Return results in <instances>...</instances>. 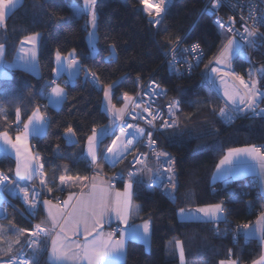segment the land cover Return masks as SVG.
Instances as JSON below:
<instances>
[{"label": "trees", "instance_id": "1", "mask_svg": "<svg viewBox=\"0 0 264 264\" xmlns=\"http://www.w3.org/2000/svg\"><path fill=\"white\" fill-rule=\"evenodd\" d=\"M74 3L83 6L82 0H23L22 5L8 14L0 29V43L6 45L4 60L12 59L21 39L38 34L39 74L33 76L13 69L7 79H0V107L7 114L6 119L0 115V132L8 131L12 138L18 132L14 125L16 109L21 110L22 119L26 120L37 105L45 104L44 93L52 82L53 57L57 49L64 55L76 49L82 65L98 72L105 83L119 80L112 100L116 106L122 104L123 100L118 97L123 92L130 95L137 89L138 75L142 80L151 75L162 87L168 88L167 98H183V113H178L177 117L181 126H187L190 131L182 137L158 134L159 150L177 158L179 190L175 192V199L170 201L146 186L147 177L145 184L134 186L132 199L140 206L136 220H143L150 214L153 228L147 251L140 243H127L126 264H178L172 247H168V243L175 240L182 242L185 264H217L225 259L237 260L238 264L254 261L260 253L259 242L244 241L239 232L234 241L232 227L249 224L264 211V198L255 179L244 177L230 179L227 183L223 179L211 184L210 177L226 150L264 144V118L241 117L230 126L223 125L211 110L215 107L218 111L221 102L203 82L200 69L190 76L176 78L169 74L161 58V51L167 47L163 41L168 37L184 36L186 32V43L201 44L203 65L213 58L224 35L210 17L201 14L202 0H172L165 18L167 32L153 31L142 14L139 0H105L92 57L85 42L87 16L76 15L72 10ZM112 43L117 45L118 56L109 60L108 46ZM251 58L255 65H264V48L253 52ZM233 67L242 71L245 64L235 59ZM64 89L67 99L59 108L46 110L51 121L46 134L31 139L32 153L43 157V170L49 178L47 187L53 190L46 197L60 193V175H87L90 165L84 156L86 137L93 127H102L107 122L102 110V91L85 80L83 71L72 84H65ZM188 114H192V119H184ZM69 125L75 129L79 143H66L63 132ZM107 140V137L103 138L98 145V157ZM98 163L108 172L100 159ZM65 165L69 169L67 172L63 168ZM125 166L126 162H123L114 170H123ZM9 169L13 175L12 161L0 158V170L8 172ZM31 183L39 187L40 178L37 176ZM222 200L228 201L227 219L217 223L177 219L176 212L182 208L194 210ZM40 217L39 209L38 223ZM3 223L14 225L15 229L29 228V224L9 207ZM39 264H49L44 253L39 257Z\"/></svg>", "mask_w": 264, "mask_h": 264}, {"label": "snow or ice", "instance_id": "2", "mask_svg": "<svg viewBox=\"0 0 264 264\" xmlns=\"http://www.w3.org/2000/svg\"><path fill=\"white\" fill-rule=\"evenodd\" d=\"M23 0H0V25H4L7 13L10 10H15L22 5ZM170 0H155V3L150 0H140L143 5V11L148 17V24L155 32H167L165 18L168 11ZM224 0H207L201 14L215 15L222 6ZM105 0H82V5L73 4L72 10L78 16H87L86 26L90 29L88 39L93 45L97 40V30L99 27V18ZM236 6L234 5L233 8ZM241 8L243 6L241 5ZM55 15V14H53ZM251 21V23H249ZM215 23L218 29L224 35V39L214 54L213 58L204 65L201 76L205 81L215 83L219 80L220 84L227 85L230 79L232 83L231 89L227 86L223 91L225 100L224 106L217 109L212 107L211 110L216 116L227 123L232 122L239 116L251 113L253 116H264V108H260V103L264 102V66L255 67L247 49L259 50L264 48V32L260 31L264 27V12L256 15L250 11L248 16L241 15L239 17L240 28L236 27L237 18L235 16L228 17L225 20L223 17H216ZM37 36H30L26 41L35 44ZM188 38L186 32L184 36L168 37L163 41V45H167L165 51L166 57H171L168 60L169 71L177 76L191 74L193 67H198L203 60V49L199 42H194L187 47H182L184 41ZM23 51V49H21ZM109 60L118 56L117 45L112 43L108 46ZM184 53L187 55H178ZM6 54V45L0 43V59ZM188 55L191 59H188ZM76 49H72L65 56L59 49L55 53V62L57 67L52 69L57 76L62 71L72 69L73 73L78 75L83 71L85 80L93 84L98 90L103 92L102 103L104 105L105 114L110 118V124L103 129V134L107 135L109 129L119 127V135H116L106 151L102 153L106 163L115 167L116 164L132 156L130 163L134 170L128 172L127 180L124 184V191L116 193L115 207H112L110 200L105 196L104 189L97 191L96 179L103 171V168L98 163V145L101 143V138L98 135L97 128L91 129V135L86 137V158L94 167L97 176L89 177H71L60 175V190H63V185L69 182H83L84 189L77 197L70 193L68 198L61 204H53L51 199H42V196L52 193V188L47 187L49 178L44 172V160L38 153L33 154L30 151L28 137L35 133L38 136L46 134L47 127H50L51 121L45 112H42L40 106L37 105L28 115L27 120L22 119L21 110L16 109L15 112V127L18 129L15 139L9 136L8 131L0 132V143L5 148V154H9V149L14 150L17 158L14 176L8 172L0 170V189H12L13 195H20V198L27 206L28 210L35 213L41 205L47 209L48 220L41 221L34 225L31 229L22 228L15 229L14 225L10 227L17 231L18 235L25 236L24 241L19 239L15 241L20 245L17 253L9 257L8 264H39L40 242L42 236H50L52 231L59 229L56 232L55 238L51 240L50 262L51 264H63L66 259L81 261L82 264H126L124 256L126 255L125 244L127 240H139L146 244L149 242L153 228V220L151 215L143 219L140 225H131L129 228L118 230L120 233L119 239H114L115 232L104 233L103 220L106 214L115 212L116 218L128 225L129 216L133 208L136 211L140 210L139 205L133 206L132 196L135 185L145 184V177L149 183L146 185L149 188L160 187L162 182L160 177L167 176V184H163L165 192L175 199V192L179 190L178 172L176 170L177 158L171 153L158 150L159 135L165 134L169 137L183 136L186 131H190L187 126H181L177 113H183L181 104L183 98L172 97L165 106H160L156 98L166 96L168 88L162 87L156 80L150 79L147 85H142V77H136V84L141 86V92L135 96L129 95L128 92H123L118 99L123 100V106L117 108L112 103L115 90L118 88L120 81H112L105 83L98 72L91 71L85 68L81 61L77 58ZM241 57L248 61L250 68L246 75L249 77L245 80L244 75H241L233 68V60ZM20 61H25L29 69L37 67L36 52L32 51L30 56L23 55L17 58ZM183 62L187 65L185 70L177 67V64ZM259 73V79L252 77ZM67 83V82H66ZM50 90L44 95L47 96L49 103L59 105L67 99V92L60 87L55 81L51 82ZM47 86V85H46ZM147 97L148 99H145ZM156 104L155 107L153 105ZM210 106V105H209ZM167 116L165 117V109ZM145 113L147 116H145ZM0 115L6 119V112L3 107H0ZM129 118L132 122H129ZM184 119H192V114H188ZM119 121V123H117ZM136 121H143L144 126L141 127ZM22 125V129H21ZM218 131V130H215ZM63 136L71 143H79L75 129L69 125L64 129ZM143 141L144 146L149 149V152H141L137 145ZM59 146L57 145V153ZM149 154L156 158L158 167L155 169L148 166ZM23 156V163L20 158ZM254 162V163H250ZM139 165V167H136ZM259 167L264 170V146L257 147L251 145L245 148H230L227 153L220 159L216 165L217 174L225 179V183L232 177L242 175L247 169ZM67 172V166H63ZM40 178L39 188L35 185L22 186V181H31L36 177ZM121 180L124 179L123 171L118 174ZM114 175L110 179H116ZM92 181V189L88 190L87 181ZM76 204L73 205L72 201ZM228 201H220L219 203L199 207L195 210L180 209L179 215L185 219H201V220H219L227 219ZM63 209L71 208L70 212L64 214ZM55 209V211H54ZM0 211L6 212L0 202ZM260 218L264 219V211L260 213ZM60 221H63L61 223ZM89 221L91 225L89 227ZM258 221V225H259ZM84 225L83 232H80V225ZM249 225H238V229H248ZM262 235H264V226L260 227ZM71 232V236L68 233ZM95 233V235H93ZM83 236L84 244L74 243L72 238ZM249 235V233H245ZM61 237L64 241L71 244V248L60 244ZM2 239V237H0ZM175 246L179 249L181 264H184V248L182 242L174 241ZM67 248V250H65ZM32 249L31 258H25L24 250ZM74 249V250H73ZM7 252H12V244L9 243ZM231 254V249L229 250ZM219 264H226L225 261H220ZM227 264H238L237 260H229ZM253 264H264V256Z\"/></svg>", "mask_w": 264, "mask_h": 264}, {"label": "crops", "instance_id": "3", "mask_svg": "<svg viewBox=\"0 0 264 264\" xmlns=\"http://www.w3.org/2000/svg\"><path fill=\"white\" fill-rule=\"evenodd\" d=\"M11 11L12 10H10L7 13V16H8V14ZM87 20H88V17H87ZM1 28H3V25H0V29ZM89 31H90V29L87 27V31H86V35H85V42H86V45H87V48H88L89 55H90V57H92L95 54V43H94V47H93L92 44H90L89 39H88V32ZM30 36H37V34L30 35ZM30 36H27V37H30ZM27 37H24L18 43L17 48L15 50V53H14V55H13V57H12V59L10 61H5L3 57H2V59H0V79H7L9 77V72L11 70H13V69H20V70H23V71H25V72L33 75V76H38V74H39L38 66L35 69H29L26 66L25 61H20V60L17 59L18 56H21V55H23L25 57H28V56H30V53L32 51H35L36 52V62H37V49H38L39 35H38V37L36 39L35 44H31V43H27V42L22 44V41H26ZM21 49H23V51H21ZM65 56H67V54ZM54 67H57L56 62H55V55L53 57V68ZM77 76L78 75L73 73L72 69L65 68V70L62 71L59 76H57L52 71V81H55V83L58 84L62 88H64L65 84H72L75 81ZM51 86H52V84L50 83L49 88H48V90L46 92H48L50 90ZM61 104L62 103H60L59 105H52V104L49 103V100H48L47 96H45V104L43 106H40V109H41L42 112L46 113L47 108L57 109V108H59L61 106ZM117 108H121V106H118ZM102 110L104 111L103 103H102ZM104 113H105V111H104ZM105 115L107 116L106 124L103 125L102 127L97 128L98 135L100 136L101 140L103 138H105V137H107L109 139L111 134L113 133V131L115 129V127L111 128V129H109V133L107 135L103 134V129L110 124L109 116L107 114H105ZM15 119H16V116H15ZM15 119H14V125H15ZM21 129H22V126H21ZM16 135H17V133L12 137V139H15ZM89 135H91V133ZM40 137L41 136H38L35 133L30 134L29 137H28L29 147H30V143H31V139L32 138H40ZM85 146H86V141H85ZM256 146L257 147H261V146H264V144L256 145ZM245 147H249V146H243V147H237V148H245ZM4 148H5V146L2 143H0V158L5 157V158H9L12 161V164H13V176H14L16 163H17V158H16V156L14 154V150L9 149V154H5ZM30 151L32 152L31 148H30ZM226 153H227V150L223 153L221 158ZM84 156L86 158L85 147H84ZM23 159H24L23 156H21V158H20L21 163H23ZM97 159H98V157H97ZM220 159L217 161L216 165L219 163ZM86 160H87L88 164L91 166L89 160L87 158H86ZM154 163L155 162L153 160L149 161V165L150 166H153ZM250 163H254V162L250 161ZM216 165H215V167L213 169V172L211 174V177H210V183L211 184H214V183L219 182V181L224 179L223 177H221L220 175L217 174ZM93 176H97V174L96 173L91 174L89 176V178H91ZM244 177H250V178L255 179V181L257 183V186H258L259 193L264 198V170H261L257 166V167H254V168L247 169L242 175L232 177L231 179H239V178H244ZM21 183L22 184H27V183H31V181L25 180V181H22ZM95 183H96L97 191H99L101 189L106 190L105 191V196H106V198L108 200H110V202L112 204V207L114 208L115 207V201H116V193L117 192L122 193L124 191V185L123 186L119 185L116 188H109L108 185H107L106 180L103 177H101L100 175L97 177ZM87 185H88V190L91 191V189H92V181L91 180L87 181ZM58 186H59L58 187V192H60L59 196L61 197V203L68 198L70 193L75 194L78 197L80 195L81 191L84 189V183H82V182H69V183H66V184H64L62 186L63 190H60V188H61L60 181L58 182ZM48 198H50V197H48ZM72 204L75 205L76 201L73 200ZM132 204H133V206L138 205L137 203H135L133 201V199H132ZM54 211H55V209H54ZM70 211H71V208H67V209H63L62 208V212L64 214H66L67 212H70ZM40 212H41V217H40L39 223L41 221H45V220L49 219L47 209L45 207H43L42 205L40 206ZM137 214H138V211H136L135 208H133V210L131 211L130 216H129L128 225H124L123 223H121L116 218V215H115L114 211H112L110 214H106L105 218L103 220V223H102L104 233L111 232L110 230L113 227H115V226L120 227V230H121V229L129 228V226H131V225H140V224H142L143 220H139V221L136 220L137 219ZM176 216H177V219L179 221H205V222H210V223H217L219 221L224 220V219H219V220H210L209 221V220H201V219H185V218H182L179 215V210L176 212ZM258 221L260 222L259 225H258ZM60 222L63 223V221H60ZM5 225L7 226V224H5V223H0V227H1V230H2V231H0V237H2V239H0V258H5V257L9 256L10 254H14L17 251V249L19 248V246H20V245H17L15 243V241L18 240V239L20 241L24 240V236L18 235L17 231H15V229H12V227H10L11 230H7L5 228L6 227ZM90 225H91V221H89V227H90ZM248 225H249L248 229H241L239 231V233H240V235H241V237L243 239H246V240H257L259 242L260 253H259L258 257L254 260V261H257V260H259L261 258V256H264V237H263V235H262V233L260 231V227L264 226V219L260 218V213H259L258 216L255 218V220H253V222L249 223ZM83 229H84V225L81 224L80 225V232H83ZM58 231H59V229L57 228L55 230V232L50 236V238H40L41 239L40 248L46 244V248H45V251H44V258L49 264H51V262H50L51 240L53 238H55L56 232H58ZM245 233H249V235H245ZM68 235L71 236V232H69ZM93 235H95V233H93ZM113 238L114 239H119L120 238V233L118 232ZM72 240H73L74 243H79V244H84L86 242L82 235L79 236V237H73ZM129 241H133V240H127L126 239L125 251H126V245H127V243ZM134 242L140 243L143 246L145 251H147L149 249V242L147 244L145 242L139 241V240H135ZM9 243L12 244V252L11 253L7 252V249L9 247ZM59 243L63 244V245H66L67 248H71V244L68 241H64L63 237H61V241ZM168 247H169V249L172 247V249H173V251H174V253L176 255L178 264H181V260H180V256H179V249L175 246L174 241L173 242H169L168 243ZM67 248L65 250H67ZM31 254H32V250L29 253L30 258H31ZM124 259H125V256H124ZM229 260H233V259H225L223 261H225L226 264H227V262ZM219 262L217 264H219ZM63 264H82V262L69 258V259H66L63 262ZM184 264H185V260H184ZM249 264H253V261L251 263H249Z\"/></svg>", "mask_w": 264, "mask_h": 264}, {"label": "built area", "instance_id": "4", "mask_svg": "<svg viewBox=\"0 0 264 264\" xmlns=\"http://www.w3.org/2000/svg\"><path fill=\"white\" fill-rule=\"evenodd\" d=\"M140 1V0H139ZM172 0H170L168 6L170 5ZM150 2L152 3H155V0H150ZM207 0H202V7H201V11L202 9L204 8L205 4H206ZM141 4V3H140ZM236 6L235 8H233V6ZM241 5L243 6V8H241ZM141 11H142V14L144 16L147 17V15L145 14V12L143 11V5H141ZM250 11H253L256 15H259L261 12H264V0H224L222 6L220 7V9L216 12L215 15H209V14H205L207 15L208 17H210L213 22L215 23L216 21V17L219 16V17H223L225 20L228 19V17L230 16H235L237 18V24H236V27L237 28H240L241 25L239 23V17L241 15H244V16H248L249 12ZM249 23H251V21H249ZM216 24V23H215ZM217 26V24H216ZM264 29V27H261L260 28V31H262ZM154 31V30H153ZM194 42H189V43H183L182 47H187L189 46L190 44H192ZM165 51H167V47L165 49H163L161 51V58H162V63L164 64V66L166 67V69L168 70L169 74L172 75L173 77H176V78H180V77H185V76H190L192 73H194L197 69H200V75H201V72L203 71L204 69V65H203V60L202 62L199 64L198 67H193L192 71H191V74H185L183 76H177L175 73H172L169 71V66H168V60L171 59V57H166L165 56ZM248 53L250 54V56L252 55L253 52L257 51V50H253L251 48H248L247 49ZM178 55H187V54H184V53H179ZM188 59H191V56L188 55L187 57ZM236 59H240L243 64H245V67L242 69V71H236L237 73L241 74V75H244V78L245 80H248L249 77L246 75L247 71L249 70L250 68V65L248 63L247 60L241 58V57H237ZM235 60V59H234ZM233 60V62H234ZM207 64V63H206ZM261 66H264V65H255V67L259 68ZM177 67L179 69H181L182 71L185 70L187 68V65L183 62H180L177 64ZM234 68V67H233ZM202 78V76H201ZM260 76H259V73H256L252 79H259ZM152 79L151 78V75L144 78L142 80V85H147L148 84V81ZM203 82L215 93L216 97L220 100L221 102V107L224 106V103H225V100L224 98L222 97V91L223 89L226 87V86H232V81L229 79L228 80V83L227 85H225L223 88H221L222 90H218L217 87H216V83L217 81L213 84V83H210L208 81H205L203 78H202ZM90 83V82H89ZM91 85H93L92 83H90ZM261 87H264V85H260ZM141 92V86H138L137 89L131 93L130 95L131 96H135L137 93H140ZM145 99H148L147 97H145ZM171 99V98H167V96H163V97H157L156 98V101L157 103L160 105V106H165L167 101ZM156 104L153 105V107H155ZM260 108H264V102L260 103L259 105ZM165 110V117L167 116V113H166V108L164 109ZM219 110V109H218ZM178 114V113H177ZM145 116H147V114L145 113ZM241 117H246V118H252V119H256V118H264V116H261V115H257V116H253L251 113H248V114H244V115H241L239 116L238 118H241ZM218 118V117H217ZM237 118V119H238ZM219 119V118H218ZM237 119L233 120L232 122L230 123H227V122H224L222 120H220L223 125L225 126H230L232 125ZM129 122H132L131 119L129 118ZM137 123L140 124L141 127L144 126L143 124V121H136ZM119 123V122H118ZM119 132H120V128L119 127H115L113 133L111 134L110 138L107 140L103 150L101 151L98 159L101 160V163L103 166L106 167V169H108V172L107 171H102L99 175L101 177H103L106 182H107V185L109 188H116L117 186L121 185L123 186L125 184V181L127 180V177H128V172L129 171H133L134 168H133V165L130 163V161L132 160V156H128L127 159L121 161L120 163L116 164L115 167H112L111 165H109L108 163L105 162L104 158H103V155L102 153L104 151H106L107 147L111 144L112 140L115 138L116 135H119ZM30 148L31 150H33V144L30 145ZM137 148L139 151L141 152H149V149L147 147L144 146V143L143 141L137 145ZM159 150V149H158ZM150 160H153L155 163L153 164V166H150L149 165V161ZM123 162H126V166L123 170H114L119 164L123 163ZM148 166L155 169L156 167H158L157 165V162H156V158L154 156H151V154H149V158H148ZM136 167H139V165H136ZM110 170H114L112 172H109ZM123 171V176H124V179L121 180L118 176V174ZM96 173L95 172V169L94 167L91 165L90 168H89V171L87 173V175L85 177H89L91 174H94ZM97 174V173H96ZM114 175L117 176L116 179H110L111 177H113ZM160 180L162 182V185L163 184H167V176L166 175H162L160 177ZM83 183V182H82ZM149 183V181H148ZM31 185H35L37 188L38 185L36 184H33V183H27V184H22V186H31ZM160 186V187H155L153 186L152 188H154L161 196H163L165 199L167 200H174L172 197H170L164 190L163 186ZM3 190L4 189H0V202H2L3 204V208L6 209V212H2L0 211V223L4 222L6 219H7V208H11L12 210H14L20 217H22L28 224H29V229H31L34 225L38 224V222L36 221V217H37V213L40 209V207L37 208V210L35 211V213H32L28 210L27 206L24 204V202L22 201V199L20 198V195H13L12 193V189H10V192L8 195H5L3 193ZM42 199H51L52 202L54 204H61V197L58 195L54 196V197H46V196H42L41 197V200ZM246 223H241V224H237V225H234L232 228L234 229V237H233V240L236 241L238 236H237V232H239L241 229H238V225H244ZM20 229V228H18ZM118 230H120V227L118 226H115L113 227L110 231L111 232H115L116 234L119 232ZM55 231H52L51 235L54 233ZM50 235V236H51ZM50 236H42L41 238H50ZM25 236H24V240H25ZM23 240V241H24ZM244 241H247L246 239H244ZM45 248H46V244L43 246V248L41 249L40 251V254H39V257L44 253L45 251ZM20 249V246L19 248L17 249V251L15 253H17ZM32 249H25L24 250V255H25V258H30L29 256V253L31 252ZM13 254L5 257V258H0V264H8V260H9V257L12 256Z\"/></svg>", "mask_w": 264, "mask_h": 264}, {"label": "rangeland", "instance_id": "5", "mask_svg": "<svg viewBox=\"0 0 264 264\" xmlns=\"http://www.w3.org/2000/svg\"><path fill=\"white\" fill-rule=\"evenodd\" d=\"M121 1L124 2V0H121ZM224 86H225V85L220 84L219 80H217L216 87H217L218 90H222L221 88H223ZM227 87L231 89L232 86L229 85V86H227ZM223 91H224V89H223ZM223 91H222V93H221V94H222V97H223ZM102 99H103V92H102ZM120 106H121V107L123 106V102H122V104H121ZM116 107H118V106H116ZM64 139H65V137H64ZM65 140H66V139H65ZM66 143H69V142L66 140ZM31 144H32V143H30V145H31ZM10 189H11V188H9V189H4V190H3V193H4L5 195H8L9 192H10ZM5 224H7V223H5ZM5 226H6V225H5ZM5 226H4V227H5ZM4 227H3V228H4ZM5 228H6L7 230H11L10 225H8V224H7V226H6ZM6 229H5V230H6ZM0 231H2V230H1V227H0ZM10 255H11V254H10Z\"/></svg>", "mask_w": 264, "mask_h": 264}, {"label": "water", "instance_id": "6", "mask_svg": "<svg viewBox=\"0 0 264 264\" xmlns=\"http://www.w3.org/2000/svg\"><path fill=\"white\" fill-rule=\"evenodd\" d=\"M146 21L148 22V17L146 18Z\"/></svg>", "mask_w": 264, "mask_h": 264}, {"label": "bare ground", "instance_id": "7", "mask_svg": "<svg viewBox=\"0 0 264 264\" xmlns=\"http://www.w3.org/2000/svg\"><path fill=\"white\" fill-rule=\"evenodd\" d=\"M184 43H186V42L184 41Z\"/></svg>", "mask_w": 264, "mask_h": 264}, {"label": "clouds", "instance_id": "8", "mask_svg": "<svg viewBox=\"0 0 264 264\" xmlns=\"http://www.w3.org/2000/svg\"><path fill=\"white\" fill-rule=\"evenodd\" d=\"M3 223V222H2Z\"/></svg>", "mask_w": 264, "mask_h": 264}]
</instances>
